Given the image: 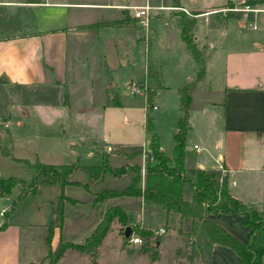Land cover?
Wrapping results in <instances>:
<instances>
[{"label":"crops","instance_id":"obj_1","mask_svg":"<svg viewBox=\"0 0 264 264\" xmlns=\"http://www.w3.org/2000/svg\"><path fill=\"white\" fill-rule=\"evenodd\" d=\"M250 2L262 4L264 0ZM233 3L234 0H220L215 4L214 1L205 3L200 0H0L3 14L29 7L32 16L30 32L0 37V129L5 128L1 137L18 142L19 132L31 126L53 127L60 115H65L67 119L72 116L82 124L94 122L99 126V114L122 106L118 94L122 83L127 85L136 81L155 91L152 104L156 105L155 100L163 96L167 100L164 106V112L168 114L166 135L163 136L161 128L156 130L161 150L170 156L174 145L173 133L181 115L179 89L193 83L189 90L186 167L213 173L220 183L226 179L229 193L256 208L264 220V13H250L244 17L241 12L224 10ZM146 5L154 7L150 10L153 29L149 33L142 30L144 27L132 17L131 8ZM173 7L183 8L188 13ZM182 15L195 22L193 40L205 69L204 76L199 80L200 62L182 39ZM150 69L156 71L157 77L149 76ZM135 72H139L138 77ZM160 107L157 104L156 110ZM47 136L37 132L33 134L39 140L51 139L47 140V153L53 154L57 144L53 137ZM102 142L101 150L106 146L116 147L105 138ZM148 142L149 137L145 144H140V148L130 151H145ZM21 148L19 145L7 151L6 146L5 149L0 146V151H4L11 160L24 164V161L32 163L37 159L42 163L58 165L41 161V152L36 150L30 151L33 153L31 157H21ZM130 151L108 154L109 163L119 165L128 162L144 166L142 153L131 160L126 159L124 153ZM70 153L74 151L70 149ZM89 154L99 155L100 164L99 150L94 148V153L91 150ZM116 157H119V163L113 164ZM76 160L79 162L78 155ZM76 172H81L85 179H74ZM76 172L70 179L78 184L65 185L63 191L66 186L77 185L86 194L70 197L63 192L76 200L74 203L64 201V209L68 203L71 208L86 213L97 205L102 208L97 221L100 213L113 205L127 214L118 204L121 196L93 204L94 193L109 188L104 186L105 178L99 183L90 182L82 171ZM50 189L57 192V199V185H40L34 194L25 196L19 203L25 204L21 219H44L40 224L37 246L19 245L22 227L5 223L0 227V264H33L44 257L47 250L46 225L53 217L56 203V199L54 201L46 195V190ZM189 189L190 197L186 199L191 198V187ZM17 192L15 187L10 195L0 200L9 203ZM38 198H42L43 207L33 206ZM135 198L140 205L158 206L146 203L140 197ZM17 206L6 219H18ZM158 207L163 211L167 224L172 214L166 215L165 210ZM175 216L178 220L175 236L182 239L179 246L188 244L186 248L190 251L194 247L201 264H243L231 248L212 244L205 233H202V253L194 237L188 233L191 228L189 218L180 220ZM207 217L241 242L248 239L250 229L241 223L238 213H215ZM63 219L65 222V214ZM74 219L90 217L79 215ZM127 219L133 226L146 227ZM64 222L60 232L53 230L51 247L55 246L59 233L61 235ZM183 223L186 224L184 228ZM90 225L88 229L92 227ZM161 228L164 229L148 228L159 236L154 245L156 250L160 249L161 236L166 233L165 229L159 233ZM126 246L130 252L141 254L138 257L144 261L142 258L148 251L140 253L141 244L127 243ZM68 251L82 252L66 249L61 260ZM159 261L156 258L149 263L157 264Z\"/></svg>","mask_w":264,"mask_h":264},{"label":"trees","instance_id":"obj_2","mask_svg":"<svg viewBox=\"0 0 264 264\" xmlns=\"http://www.w3.org/2000/svg\"><path fill=\"white\" fill-rule=\"evenodd\" d=\"M7 18V17H6ZM4 14L0 11V29L6 30ZM194 20L181 16V35L187 47L194 57L200 62L197 79L205 74L203 61L200 58L196 44L193 40L192 28ZM149 76L157 77L156 71L150 69ZM157 79V78H156ZM193 83L184 85L179 89L181 115L178 118L176 131L173 133V149L170 156L166 155L160 147L159 135L156 132L150 116H147L145 130L149 134L148 147L145 151L134 150L124 153L126 159L137 154L145 155V165L141 168L138 163H122L112 165L109 163L108 154L100 153L101 162L98 165H81L78 160L65 164H46L34 160L27 163L33 169V175L29 181L8 177H0V197L11 194L13 188H17V194L12 198L10 213L17 202L25 196L34 194L40 185H57L58 196L53 209V217L46 225L47 250L44 257L33 264H59V260L66 249L91 253L103 240L110 223L115 219L119 223H125L126 213L118 206L107 207L100 213L99 220L93 229L81 241L71 242L64 240L60 233L54 247L50 246L53 230L61 231L63 224V203L76 202L63 194V187L68 184H78L70 179L76 171H82L90 182H101L106 176L127 178V184L121 190L102 188L94 193L92 203H98L115 196L140 197L146 203L156 204L162 207L166 215H177L180 220L189 218L190 236L203 253L202 233H205L212 244H220L231 248L242 260L243 264H264V220L256 208L243 203L233 197L228 190L227 181L220 183L213 173L188 168L185 165L186 135L189 129L188 105L190 102L189 90ZM155 91H151L148 100L152 102ZM4 153V151H1ZM191 187V198L184 197V187ZM86 187V184H82ZM215 213H238L243 225L248 226L250 234L245 242H241L224 228L214 223L207 217ZM4 225H0L3 227ZM124 231V230H123ZM122 231V234H123ZM131 231L139 236L150 238L153 231L142 226L134 225ZM131 233V232H130ZM125 240V239H124Z\"/></svg>","mask_w":264,"mask_h":264},{"label":"rangeland","instance_id":"obj_3","mask_svg":"<svg viewBox=\"0 0 264 264\" xmlns=\"http://www.w3.org/2000/svg\"><path fill=\"white\" fill-rule=\"evenodd\" d=\"M200 1H205V3H207V1H209V3L214 1V4L220 2V0ZM7 12L4 13L5 19L8 21L6 22V30L0 29V37L23 34L32 30V16L29 7H22L20 9H15L13 12ZM167 22L170 24V21ZM152 29L153 26L151 20L149 21L148 26L144 27L142 30L149 33ZM138 74L139 72H135L137 77L139 76ZM124 84L125 82L122 83L120 90L118 91L122 106L113 107L105 110L102 114H99L102 123L97 122L99 126H97L94 122L82 124V122L75 120L72 116L67 119L65 115H60V118L54 122L53 127L35 128L34 126H31V128L24 129V131L19 130L21 132L18 134V138H20L18 139L20 140L18 142H13L12 140L6 138L3 139L0 135V146L3 149H5L6 146V148H8L7 151H9V149L20 145L22 150L19 151V156L21 157H31L33 153H30V151H39L41 152L39 155V157H41V161L47 163L65 164L74 161L76 155H78L79 162L82 164L93 165L99 163V155L89 154V151L91 150L94 153V148L99 150L100 153L107 152V154L113 155L116 151H130L140 148V144L142 143L145 144V140L149 137V134L146 133L145 130L147 114L150 116L155 130L158 127L161 128L163 132L162 134L165 136V127L168 122V114L164 112V106L167 102L166 98H164L165 96L155 100L156 108H153L152 102H149L148 100L151 89L146 88L144 93L140 95H130L127 92L126 85ZM189 84L190 83L186 85ZM157 104L161 106L160 110H156ZM0 130L1 134L5 128H1ZM35 132L44 134L46 138L48 137L47 135H49V137H53V140H55L57 144V147L54 148L53 154L47 153L49 150L47 140L51 139L39 140L33 137ZM102 138H105L108 143H111L116 147L113 148L112 146H109V149L105 148L104 150H101L104 145ZM164 138L166 139V137ZM70 149L74 151L73 154L70 153ZM130 152H127L126 154ZM132 158L129 159L131 160ZM112 162L113 164H118L119 157H116L115 159L113 158ZM32 175L33 170L26 164L11 160L0 151L1 178L14 177L24 181H29ZM73 178L80 179L82 181L85 179L81 172H76ZM126 184L127 180L123 178L115 179L110 176H106L104 179V186L109 188L120 189ZM189 187V184H186L184 187L185 198L190 197ZM46 191V195L55 201V194L57 192L55 193L52 189ZM63 192L70 197H79L86 194L85 190L81 186L77 185L66 186ZM42 201V198H38L37 200L35 199L32 204L34 207H38L42 205ZM117 201H120L118 202L119 206L127 211L126 216L133 222H140L147 228L151 229L163 227L166 230V233L161 236L162 244L160 249L156 250L154 248L155 241L159 239L157 234L153 233L150 238H145L139 236L135 231H131L129 236L133 237L137 235L142 240V246L139 248L140 253L148 251V254L142 258L144 261L140 260L138 255L141 254L138 252H130L122 235L124 228H132L133 224L128 219H126L124 224L119 223L114 219L110 223L101 244L96 248V250L94 249L91 254L87 252L68 251L63 256V260H59V264H150L149 262L154 261L156 258L160 259L157 264H179L176 262H180L182 264H201L199 256L196 254L193 246V251L187 250L186 247L188 244L179 246L182 239L175 236L178 220L175 218L176 216L174 214L169 215L166 224L163 211L158 206L140 205V202L135 197L121 196ZM10 203L11 202L4 203L0 200V225H5V223L11 222L22 227L19 245L23 246L34 244V247H36V241L39 240L37 238H39V232L41 231L40 224L44 219H21L24 217L22 209L25 207V204L19 205L21 201L17 202L14 206L15 208L18 205V216L16 215L18 219H6L9 214L8 210L10 208ZM66 204L67 207L65 209L63 206V217L65 214L66 219L65 222L63 219L65 224L62 229L61 236L67 241H81L93 229L94 224L97 222L98 212L102 208L95 205L90 208L89 212L86 210V213H83L71 208V206H68V203ZM4 210L5 213H3ZM88 213H90L89 216ZM79 215L90 217V219H74V217H78ZM27 224L30 225L24 227ZM90 224H92V227L88 229ZM185 226L186 224L183 223V228ZM185 239L188 241L187 236ZM142 248H145V250H142ZM193 255L197 256L193 257ZM42 264H44V262Z\"/></svg>","mask_w":264,"mask_h":264},{"label":"built area","instance_id":"obj_4","mask_svg":"<svg viewBox=\"0 0 264 264\" xmlns=\"http://www.w3.org/2000/svg\"><path fill=\"white\" fill-rule=\"evenodd\" d=\"M132 17L138 21L141 27H147L148 23L150 21V10L154 9V7L151 6H132ZM174 9H180L184 10L186 13H188L185 9L180 7H173ZM226 11H234V12H241L244 17H246L248 14H261L264 13V3L262 4H256L251 3L250 0H234L233 6L224 9ZM255 28V26H254ZM127 92L130 95H140L144 93L146 90L145 84L136 82V81H130L126 85ZM153 108H156V105L152 104ZM106 149H109V146H106ZM141 168H144V166H141ZM159 233L164 232V229H159ZM125 241L130 244H141V239L139 236H128Z\"/></svg>","mask_w":264,"mask_h":264},{"label":"water","instance_id":"obj_5","mask_svg":"<svg viewBox=\"0 0 264 264\" xmlns=\"http://www.w3.org/2000/svg\"><path fill=\"white\" fill-rule=\"evenodd\" d=\"M130 232H131V228L130 227H125L124 231H123V234H122L123 238L126 239L129 236Z\"/></svg>","mask_w":264,"mask_h":264}]
</instances>
